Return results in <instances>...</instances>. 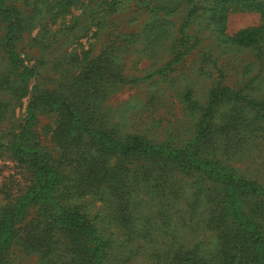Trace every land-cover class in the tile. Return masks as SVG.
Here are the masks:
<instances>
[{
  "label": "rangeland",
  "instance_id": "rangeland-1",
  "mask_svg": "<svg viewBox=\"0 0 264 264\" xmlns=\"http://www.w3.org/2000/svg\"><path fill=\"white\" fill-rule=\"evenodd\" d=\"M66 1L3 0L28 20L16 52L23 66L35 70L26 78L28 93L18 105L0 111L3 144L11 140L9 133H18L27 124L28 104L36 91L47 88L66 94L62 84L79 75L89 60L102 63L111 81L107 94L95 104L92 100L96 112L92 121L119 137L139 134L153 142L181 145L193 137L211 91L221 87L264 100V35L253 46L234 41L241 29L264 25L259 10L227 3L225 19L218 20L210 14L212 0H68L65 7ZM5 22L0 15V37ZM7 64L0 45V76ZM118 76L123 80L118 81ZM23 80L16 76L17 84ZM9 98L7 91L0 90V102ZM57 117L47 106L36 110L32 119L38 150L52 158L61 152L53 133ZM210 117L204 156H214L264 186V111L257 113L241 99L226 97ZM27 178V168L11 150L0 149V206L6 203V194H18V186L27 184ZM130 182L127 226L112 219L116 207L106 200L91 194L71 199L108 239L111 264H152V252H165L169 244L181 243L184 248L200 244L197 249L206 253L218 249L229 256L226 252H232L231 264L243 259L242 242L232 241L229 251L220 239L225 227L213 210L222 202L216 181L201 174L175 176L172 187L162 189L173 199L166 205L153 198L152 180ZM35 214L36 208L30 207L22 224ZM232 219L227 218L226 231L233 228ZM260 221L264 236V212ZM11 256L10 264H42L39 254L21 247Z\"/></svg>",
  "mask_w": 264,
  "mask_h": 264
},
{
  "label": "trees",
  "instance_id": "trees-1",
  "mask_svg": "<svg viewBox=\"0 0 264 264\" xmlns=\"http://www.w3.org/2000/svg\"><path fill=\"white\" fill-rule=\"evenodd\" d=\"M212 1L215 4L210 14L218 20L225 19L224 5L227 3L253 7L264 14V2L259 0ZM67 3L68 0L65 7ZM0 15L6 21L0 45L8 58L0 76V90L7 91L10 97V101L0 102V111H7L10 106L18 105L28 93L26 78L35 70L23 66V59L16 52V44L28 20L17 7L5 5L3 0H0ZM263 35L264 25L244 28L234 36V41L240 46H253ZM81 71L69 83L62 84L66 94L47 88L36 91L28 104L27 124H22L18 133H9L11 140L7 144L0 140V149H10L28 172L27 184L18 186L15 196L6 194L7 201L0 206V264H10L12 251L18 247L39 254L42 264H111L108 239L97 232L88 216L79 206L72 204L71 199L91 194L106 200L116 207L112 219L127 226L131 179L137 178L136 183L152 180L153 198L166 205L173 199L168 194L170 192L162 189L172 187L170 180L178 175L196 174L217 182L215 189L221 194L222 202L220 208L213 210L223 221L224 226H220L226 228L227 218H233V228L228 231L222 228L220 232L226 249H232L228 247L232 241L242 242L246 252L239 264H264L263 225L260 221L264 212V186L214 156L210 159L204 156L209 143V117L223 98L241 99L257 113L264 111V100H255L247 94L221 87L211 91L193 137L181 145L153 142L139 134L119 137L111 128L92 121L96 114L93 104L107 94L111 83L103 72L109 70L102 63L89 60ZM16 76L24 78L21 85L17 84ZM117 80L123 78L118 76ZM185 99L190 101L188 94ZM47 106L58 113L53 133L61 152L56 158L38 150L37 132L33 128L36 110ZM214 200L215 196H212L210 201ZM30 207L36 208V214L22 224ZM209 219V216L203 218L207 227ZM199 246L184 248L183 243L175 247L169 244L165 252H152V264L233 262L232 252H226L231 253L229 256L218 253V249L206 253L197 249Z\"/></svg>",
  "mask_w": 264,
  "mask_h": 264
}]
</instances>
